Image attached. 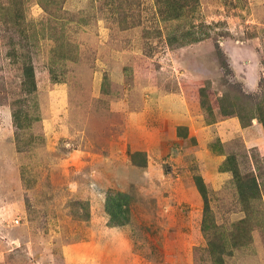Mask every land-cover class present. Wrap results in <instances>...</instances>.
<instances>
[{
  "label": "rangeland",
  "instance_id": "1",
  "mask_svg": "<svg viewBox=\"0 0 264 264\" xmlns=\"http://www.w3.org/2000/svg\"><path fill=\"white\" fill-rule=\"evenodd\" d=\"M185 2L0 0V264H264V0Z\"/></svg>",
  "mask_w": 264,
  "mask_h": 264
},
{
  "label": "trees",
  "instance_id": "2",
  "mask_svg": "<svg viewBox=\"0 0 264 264\" xmlns=\"http://www.w3.org/2000/svg\"><path fill=\"white\" fill-rule=\"evenodd\" d=\"M183 1V0H182ZM185 4H187V6L185 7L186 9H195V6L197 5V3L199 2V0H185ZM178 2L181 3V0H178ZM175 3V2H174ZM180 9V8H179ZM177 9V5L174 6V8L171 7V11H175L179 10ZM174 12V13H175ZM173 12H169L167 13V16L169 19H173L174 16L178 17V14L175 15H171ZM24 87L23 90L28 91V93H34L37 91V85H36V73H35V69L33 66V62L30 59L29 63H27L24 67ZM253 99V98H250ZM203 105H209V103L206 101V103H202ZM220 104V108L223 106L222 102L219 101ZM262 105V104H261ZM223 111V110H222ZM223 115L224 116H235V113L230 111H223ZM23 112L18 110V111H14V116H15V120L18 119V117L22 114ZM241 122L244 123V125H246V122L243 120V117H240ZM253 120L258 119L259 122L262 124L263 128H264V108L259 107V113L257 115H255L254 118H252ZM251 119V120H252ZM250 120V121H251ZM248 121V123L250 122ZM251 125L250 123L246 125L249 126ZM228 162H233V166L231 168V170L233 171L234 176L236 177L237 180V184H238V189H239V193L240 195L246 199H256L258 197H260L261 195V186L260 183L258 182V179L255 175L252 176H247V177H243L241 175V171L240 168L236 162V158L235 157H230L228 159ZM198 190L200 191L205 206H206V213L209 211V201L206 195V191L204 189V187L202 185H199L198 183ZM126 195L123 193H118V194H109L107 196V213L110 216L111 219V224L113 226L116 227H122L127 225L128 223H130V209L126 200Z\"/></svg>",
  "mask_w": 264,
  "mask_h": 264
},
{
  "label": "crops",
  "instance_id": "3",
  "mask_svg": "<svg viewBox=\"0 0 264 264\" xmlns=\"http://www.w3.org/2000/svg\"><path fill=\"white\" fill-rule=\"evenodd\" d=\"M242 136L244 137L245 143L258 149L264 151V142L263 146L260 145V139L264 138V128L262 124L254 123L248 128H245L241 132Z\"/></svg>",
  "mask_w": 264,
  "mask_h": 264
}]
</instances>
